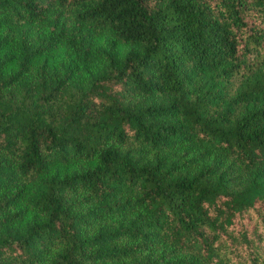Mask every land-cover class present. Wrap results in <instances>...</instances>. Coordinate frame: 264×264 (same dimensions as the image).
Wrapping results in <instances>:
<instances>
[{
    "label": "trees",
    "instance_id": "obj_1",
    "mask_svg": "<svg viewBox=\"0 0 264 264\" xmlns=\"http://www.w3.org/2000/svg\"><path fill=\"white\" fill-rule=\"evenodd\" d=\"M0 264H264V0H0Z\"/></svg>",
    "mask_w": 264,
    "mask_h": 264
},
{
    "label": "rangeland",
    "instance_id": "obj_2",
    "mask_svg": "<svg viewBox=\"0 0 264 264\" xmlns=\"http://www.w3.org/2000/svg\"><path fill=\"white\" fill-rule=\"evenodd\" d=\"M110 43H111L110 38L103 37V39H101L97 43V47L98 48L104 47L106 45H109ZM118 47H119L118 50L120 51L121 54L125 53L129 49V46L127 44H119ZM97 65H98V61L96 59L88 62L80 63L78 65L76 64L73 72V76H77V78H79L80 80H84L88 75H91L93 74V72H95ZM33 70L34 69H32L31 71Z\"/></svg>",
    "mask_w": 264,
    "mask_h": 264
}]
</instances>
